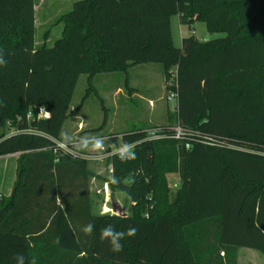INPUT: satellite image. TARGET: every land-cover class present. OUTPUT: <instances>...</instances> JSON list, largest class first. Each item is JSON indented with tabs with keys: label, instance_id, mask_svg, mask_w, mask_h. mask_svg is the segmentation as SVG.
Returning <instances> with one entry per match:
<instances>
[{
	"label": "trees",
	"instance_id": "obj_1",
	"mask_svg": "<svg viewBox=\"0 0 264 264\" xmlns=\"http://www.w3.org/2000/svg\"><path fill=\"white\" fill-rule=\"evenodd\" d=\"M35 2L0 0V127L21 130L0 132V156L19 153L11 193L0 195V264H16L17 255L24 264H236L238 247L264 254V0H77L59 19L62 35L40 47ZM171 14L224 35L191 34L176 47ZM142 63L161 64L165 80L174 70L173 111L184 134L171 137L169 123L159 125L164 138L119 133L136 155L108 160L110 185L136 204L124 217L94 213L88 160L54 152L53 140H63L80 74L90 84L96 73ZM39 106L45 117L26 120ZM176 158L167 203L163 174L176 170ZM109 224L137 229L119 252L100 239Z\"/></svg>",
	"mask_w": 264,
	"mask_h": 264
},
{
	"label": "rangeland",
	"instance_id": "obj_2",
	"mask_svg": "<svg viewBox=\"0 0 264 264\" xmlns=\"http://www.w3.org/2000/svg\"><path fill=\"white\" fill-rule=\"evenodd\" d=\"M75 1L77 0H36L35 47L52 46L62 35L63 22L59 19L70 11ZM169 25L171 42L176 47L180 46L182 37L191 34L199 40L224 35L208 32L205 24L199 20L193 21L191 25L181 23L177 14L169 16ZM90 82L89 84L87 74H80L77 78L69 105L71 113L64 120L59 133L63 140L65 136L69 138L65 141L88 139L89 147L85 148L83 143L75 146L78 152L100 154V149L91 147L92 138H101L103 147H106L104 138L109 135L138 129L149 130L158 127L159 124H176L173 111L175 101L167 100L168 90L174 87L175 82L173 69L170 71L169 79L165 80L161 64L142 63L131 66L126 72L96 73ZM6 129L9 131L8 127L3 129L0 127V132H6ZM166 147L173 153L170 145ZM175 161L176 170L163 174L167 203L175 195L177 186L175 187L174 183L179 179L181 170L180 160L176 158ZM7 162H12L10 164L12 166ZM88 164L93 172L91 182L93 211L99 213L108 208V212L105 213L112 214L111 201L114 199L125 208L126 214H130L136 202L125 193L111 187L112 175L109 173L111 163L108 160H89ZM14 175L15 157H0V180L3 177L6 179L10 177L13 180ZM105 181H108V193H96ZM236 264H264V254L256 249L238 247Z\"/></svg>",
	"mask_w": 264,
	"mask_h": 264
},
{
	"label": "built area",
	"instance_id": "obj_3",
	"mask_svg": "<svg viewBox=\"0 0 264 264\" xmlns=\"http://www.w3.org/2000/svg\"><path fill=\"white\" fill-rule=\"evenodd\" d=\"M168 93L169 94L167 96V100L168 101L173 100V101H175V104H176V93H175V91L169 89ZM44 117H45V109L41 106L37 107V109H35V110L29 108L25 114L26 120L41 119ZM7 124L10 125L9 122ZM170 130L172 131V134L170 136L175 138V139H180L184 134V131L181 129V127L178 124L172 125L170 127ZM19 131H21V130L20 129H10L9 132L15 133V132H19ZM24 131L31 132V129H25ZM144 132L146 134L145 138L149 139V140L164 138L165 136H167L166 130L163 129L162 127H159V126L151 128L149 130H144ZM112 136H115V135H109V136L104 138L105 142H106V147H102L100 149L101 150L100 154H93V153L76 151L75 146L78 144H82L83 143L82 139H76V140H72V141H63V140L54 139L53 140V142H54L53 151L54 152L55 151H61L63 153L70 154L73 157L86 159L88 161L89 160H110L112 157L117 156L115 154L116 149L121 147L124 144L121 141V135L120 134H118L114 137L116 141L111 140ZM130 143L135 145V142H130ZM185 146L188 147L187 144ZM109 173L112 174V167L111 166L109 168ZM177 185H178V180L175 181V183H174L175 187ZM101 192L108 193V181H105L103 183L101 189L96 190V193H101ZM102 212L103 213L108 212V208H105Z\"/></svg>",
	"mask_w": 264,
	"mask_h": 264
},
{
	"label": "clouds",
	"instance_id": "obj_4",
	"mask_svg": "<svg viewBox=\"0 0 264 264\" xmlns=\"http://www.w3.org/2000/svg\"><path fill=\"white\" fill-rule=\"evenodd\" d=\"M7 61L3 58L2 53H0V66H6ZM65 140H68L69 138L67 136L64 137ZM83 146L85 148L89 147V140L84 139L83 140ZM91 147L93 149L99 150L103 147V140L99 137L92 138L91 140ZM134 144L131 143H124L121 147L116 149L115 154L122 160V161H128L135 159V152L133 151ZM113 182L115 181V178L113 177ZM84 232L87 234H91L94 230L93 224H88L84 229ZM137 233V229L135 227H129L127 231H116L115 228L109 224L106 227H104L101 230L100 233V239L102 241L107 240L108 243L111 246L112 251L119 252L122 250V244L121 241L127 236V237H134ZM16 264H24L25 258L23 255H17L14 257ZM33 264L35 262L33 261Z\"/></svg>",
	"mask_w": 264,
	"mask_h": 264
},
{
	"label": "crops",
	"instance_id": "obj_5",
	"mask_svg": "<svg viewBox=\"0 0 264 264\" xmlns=\"http://www.w3.org/2000/svg\"><path fill=\"white\" fill-rule=\"evenodd\" d=\"M159 124V123H158ZM161 125V124H159ZM19 153H11V154H5V155H1L0 157L2 156H14L15 157V171H16V160H17V156H18ZM10 158V157H9ZM89 161H87V164H86V170H87V179H86V183H87V187H88V192H89V202H90V209H91V212H94L93 211V195H92V190H91V182H92V178H93V172L90 168V165L88 164ZM8 165L12 164V162H7ZM6 164V166H7ZM12 166V165H10ZM8 168V166H7ZM16 175V173H15ZM15 175H14V178L12 180V178H8L7 179L5 177H3L1 180H0V195H3V196H8L10 193H11V190H12V187H13V183L15 181ZM79 180V181H78ZM12 181V183H11ZM79 183L81 185V187L79 188V191L78 193H84L85 191V181L82 179V178H79L76 180V183ZM94 213H98V212H94ZM99 214H104L102 212H99Z\"/></svg>",
	"mask_w": 264,
	"mask_h": 264
},
{
	"label": "water",
	"instance_id": "obj_6",
	"mask_svg": "<svg viewBox=\"0 0 264 264\" xmlns=\"http://www.w3.org/2000/svg\"><path fill=\"white\" fill-rule=\"evenodd\" d=\"M111 211L113 215L124 217L126 215L125 208L121 207L116 200L112 199L111 201Z\"/></svg>",
	"mask_w": 264,
	"mask_h": 264
}]
</instances>
